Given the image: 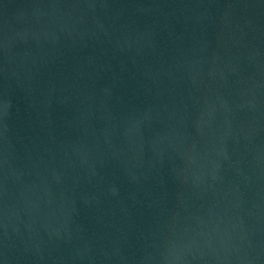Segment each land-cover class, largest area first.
<instances>
[{
	"label": "water",
	"instance_id": "obj_1",
	"mask_svg": "<svg viewBox=\"0 0 264 264\" xmlns=\"http://www.w3.org/2000/svg\"><path fill=\"white\" fill-rule=\"evenodd\" d=\"M0 264H264V0H0Z\"/></svg>",
	"mask_w": 264,
	"mask_h": 264
}]
</instances>
